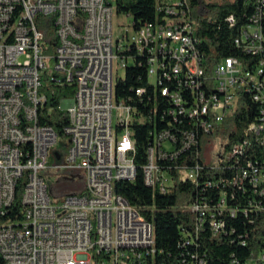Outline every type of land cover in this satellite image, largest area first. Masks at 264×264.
Instances as JSON below:
<instances>
[{
	"label": "built area",
	"instance_id": "obj_1",
	"mask_svg": "<svg viewBox=\"0 0 264 264\" xmlns=\"http://www.w3.org/2000/svg\"><path fill=\"white\" fill-rule=\"evenodd\" d=\"M156 7V20L136 23L119 10L118 0H0V264H158L162 251L154 222L115 190L117 181L138 176L135 123H154L143 172L146 184L162 192L172 188L174 171L196 181L220 168L197 160L198 135L212 136L248 95L261 106L247 133L264 144V58L227 56L208 65L193 35L189 0H157ZM255 7L235 40L252 56L264 52V0ZM124 13L133 16L131 32L117 37L115 18ZM37 15L53 17V52ZM228 19L234 23L233 15ZM48 61L55 65L50 81L74 87L57 105L68 118L65 153L58 149L59 133L41 119ZM143 64L149 85L137 87L129 102L119 101L116 66L125 67L126 76L129 66ZM160 110L161 128L154 121ZM248 143L238 141L225 158L240 159ZM58 168L71 178L84 171L86 189L54 199L45 173ZM221 182L233 184L232 197L249 192L248 203L231 204L227 189L211 199L208 187ZM204 183L201 197L191 203L194 231L182 227L183 248L197 244L195 234L207 221L215 233L225 231L226 212L264 214V152L247 157L246 166L231 176ZM183 256L179 264H208L190 249ZM258 260H264V250L244 264Z\"/></svg>",
	"mask_w": 264,
	"mask_h": 264
},
{
	"label": "trees",
	"instance_id": "obj_2",
	"mask_svg": "<svg viewBox=\"0 0 264 264\" xmlns=\"http://www.w3.org/2000/svg\"><path fill=\"white\" fill-rule=\"evenodd\" d=\"M193 9V35L198 38L201 54L208 65L220 62L224 57L237 56L245 61L258 62L264 58V52L252 56L245 53L236 44V37L240 33V28L247 24L255 14L257 0H213L204 3V0H189ZM157 0H118L119 10H124L134 16L136 23L156 20L160 13L157 12ZM205 6V11H200L201 6ZM234 16V23L228 17ZM37 22L50 41L49 52H53L57 45V35L53 17L37 15ZM264 25V18L262 19ZM148 86L146 64L129 66L126 76L120 77L116 81V97L119 101H130V96L139 86ZM47 93L48 101L41 114V119L53 126L59 133L61 142H66L67 136L64 133V126L68 122L66 111L60 110L58 104L62 97L72 96L73 86H64L52 83L45 73L44 84L41 88ZM244 100L243 97L241 101ZM246 102H240L233 112L217 126L213 135L220 136L224 145V152L220 154V159L216 163L206 164L202 159L203 144L210 141V136L203 139L202 132L198 135L200 154L198 161L206 167L219 165V169H208L205 177H198V180L182 178L178 171H174V183L168 192L160 191L157 186L146 184L144 179L143 166L147 162V147L151 142V130L154 123H135L133 125L134 138L136 141L135 160L138 165V176L134 181L121 180L115 184V190L123 194L140 212L154 222L155 241L158 250V264H179L183 259V252L189 249L205 256L208 264H244L252 256L258 255L264 250V214L251 213L247 216L239 211L237 216H230L227 212L223 215L226 220V230L215 233L207 221L201 228L197 236V244L188 248L182 247L183 232L182 227L193 230L196 224L197 214L191 209V203L201 197L202 187L205 179L218 180L220 176L229 177L233 172L246 166L247 157H260L264 152V144L256 140L255 136L247 133L250 122L256 119L260 111V103L254 101L249 95ZM139 104L133 99V103ZM153 103V101H152ZM157 103L161 104L162 99L157 97ZM163 105V104H162ZM54 107L50 112V107ZM147 112V111H146ZM159 114L154 118L157 126L162 127ZM189 123V121H188ZM187 123V124H188ZM253 137V139H252ZM249 140L246 145L247 153L240 159H226L227 153L238 141ZM50 162L55 161V157H50ZM181 158L177 159L180 162ZM196 160H188L189 164ZM22 181V180H21ZM22 184L17 188V197L22 194ZM207 193L211 199L216 201L221 189L229 192V202L231 204L246 205L250 193L237 192L236 197L231 196L233 184L220 183L218 187H208ZM246 241L245 244L242 241ZM255 264H264V260H258Z\"/></svg>",
	"mask_w": 264,
	"mask_h": 264
},
{
	"label": "rangeland",
	"instance_id": "obj_3",
	"mask_svg": "<svg viewBox=\"0 0 264 264\" xmlns=\"http://www.w3.org/2000/svg\"><path fill=\"white\" fill-rule=\"evenodd\" d=\"M213 0H204V3H209ZM133 16H128L127 14L116 15L115 18V31L116 36H122L128 30V33L131 32V28L128 27L130 20ZM55 65L52 62H47L46 74L49 76L53 73ZM118 67V76H125V67ZM117 113V112H116ZM58 149L65 153L67 151L66 142H61L58 145ZM224 152V145L220 136L214 134L210 136V141H205L203 144L202 150V159L206 164H212L218 162L220 159V154ZM75 177L71 178L67 174V170L64 168L58 169H48L45 173L46 182L49 187V191L54 199L63 198L67 194L72 193H82L86 189V178L85 173L82 170L76 171L74 173ZM252 260L249 261V263Z\"/></svg>",
	"mask_w": 264,
	"mask_h": 264
},
{
	"label": "water",
	"instance_id": "obj_4",
	"mask_svg": "<svg viewBox=\"0 0 264 264\" xmlns=\"http://www.w3.org/2000/svg\"><path fill=\"white\" fill-rule=\"evenodd\" d=\"M57 154V158H60V154L56 153Z\"/></svg>",
	"mask_w": 264,
	"mask_h": 264
}]
</instances>
